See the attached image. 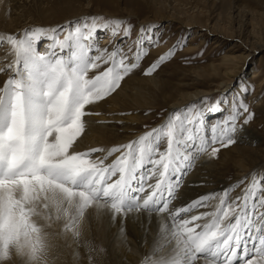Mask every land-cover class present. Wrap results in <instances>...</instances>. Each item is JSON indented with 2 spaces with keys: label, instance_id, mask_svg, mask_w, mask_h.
<instances>
[{
  "label": "snow or ice",
  "instance_id": "obj_1",
  "mask_svg": "<svg viewBox=\"0 0 264 264\" xmlns=\"http://www.w3.org/2000/svg\"><path fill=\"white\" fill-rule=\"evenodd\" d=\"M101 32L120 42L111 50L101 48ZM132 32L126 20L91 16L0 35V45L7 43L15 56L0 68L14 73L0 87V262L13 255L25 264L46 260V233L36 218L64 220V229L79 236L76 226L85 212L107 208L113 219L132 212L159 217V232L172 247L157 241L144 264H264V176L173 204L196 156L211 148L209 155L217 157L254 119L243 99L249 89L242 88L231 101L209 105L205 97L203 107L174 110L161 125L113 146L103 157L93 158L102 148L74 149L84 117L93 114L86 107L119 89L149 55V45L162 42L152 25L141 26L135 39ZM41 41L43 51L38 50ZM185 45L178 38L143 75H153ZM102 65L107 67L89 76ZM224 103L230 113L207 124L206 116L224 111ZM113 154L118 155L106 163ZM241 185V194L233 197ZM214 199L213 211L194 212Z\"/></svg>",
  "mask_w": 264,
  "mask_h": 264
},
{
  "label": "rangeland",
  "instance_id": "obj_2",
  "mask_svg": "<svg viewBox=\"0 0 264 264\" xmlns=\"http://www.w3.org/2000/svg\"><path fill=\"white\" fill-rule=\"evenodd\" d=\"M45 13L46 15L43 16ZM91 16L126 20L133 25V39L136 38L141 26L152 25L162 41L159 46L164 48L153 50L159 46L151 47L149 45L151 49L149 55L133 72L139 79H142L143 86L156 95L150 98L149 103L158 102L157 107L152 106L145 110V107L140 106L141 108L121 113L117 116L120 123L130 119L138 120L139 117L142 119L151 117L145 122L146 125L143 124L142 131L161 125L167 116V106L164 101L173 99L177 93L179 96L184 90L191 92L200 90L204 93L197 95L195 100H190L175 110L192 104L203 107L201 102L205 97L209 98V105L218 99L231 101L242 88H247L249 92L244 95L243 99L248 103L250 111L254 113V119L244 126L243 130L249 126L257 129L264 142V49L250 50L252 47L264 46V0H2L0 1V35H19L24 30L37 26L55 28L64 26L68 22L77 21L82 17ZM31 19L36 22H30ZM9 21L13 24L10 25ZM193 23L195 25H191ZM215 30L224 34L217 32L215 34L213 33ZM98 35L101 37L99 45L101 48L108 47L111 50L112 43L120 42L118 38L110 42L108 32H101ZM105 38L109 39V42L103 46ZM178 38H184L186 45L179 49L175 56L163 64L153 75H143V70L158 56L168 51ZM216 39H219L220 42ZM43 44L44 41H41L38 50H44ZM232 45H236L237 48L231 49ZM232 50L235 55L242 57L247 53L250 54L242 59L244 63L240 72L229 79L228 85H223L221 84L222 80L228 79V76L220 74L216 77L207 72L210 67L218 66L226 61L222 59H226ZM0 55L2 58L0 61H3L0 68L6 63L14 62V53L7 43L0 45ZM105 67L107 65H102L100 69L92 72L98 74ZM5 71L8 76L4 78L0 87H3L10 75H14L11 69L6 68ZM143 103L138 104L142 105ZM222 107L224 111L206 116L207 124L218 122L230 113L227 103H224ZM242 120L243 117H241V123ZM235 146L236 142L227 148H220L215 158L209 155L211 148L205 153H208L219 164L224 158V151ZM212 147H220V145L214 144ZM249 161L252 164V160ZM227 163L218 165L215 172L220 171L216 174L218 178L230 182L238 170L229 161ZM261 172H264V168ZM261 172L256 175L258 179L264 176L260 174ZM249 176H243L242 179L248 178L246 183H250ZM238 181L240 180L234 183ZM243 187L244 185H241L236 188L231 195L233 197L240 195ZM210 203L212 207H215L218 205V199L211 200ZM96 245L98 244L83 241L80 246V254L85 256L84 264H94L95 255L98 256L99 253L105 257L102 247L98 248ZM13 258L14 255L11 259L2 261L0 264H5ZM96 264H103V261L98 260Z\"/></svg>",
  "mask_w": 264,
  "mask_h": 264
},
{
  "label": "bare ground",
  "instance_id": "obj_3",
  "mask_svg": "<svg viewBox=\"0 0 264 264\" xmlns=\"http://www.w3.org/2000/svg\"><path fill=\"white\" fill-rule=\"evenodd\" d=\"M45 15L46 13L43 14V16ZM30 22L34 23L36 20L31 19ZM11 24L13 23L10 22V25ZM191 25L195 24L193 23ZM200 27L203 28L202 26ZM14 28L16 27L14 26ZM215 32L218 34L222 33L219 30L213 31V33ZM216 41L220 42L219 39H216ZM108 42L109 39L105 38L103 43H101L104 46L108 44ZM232 48L235 50L237 46L232 45L231 49ZM155 49L161 50L164 48L163 46H159L153 50ZM252 49L262 50L264 46L252 47L250 50ZM234 50L227 55L226 59H222L226 61L218 66L210 67L209 72H207L210 73L211 76L215 75L216 77L220 74L228 76V79L222 80L223 82L221 84L223 85H228L229 79L240 72L244 63L242 59L244 56L250 54H242L244 55L242 57L240 55H235L233 53ZM0 60H2L1 57ZM2 62L3 61H0V64H2ZM5 72L6 71L0 73V84L4 78L8 76ZM94 75V72L89 73L90 77ZM144 80L147 79L144 78ZM201 93L204 92L200 90H196L195 92L184 90L179 96L177 93L173 99L170 98L165 100L164 102L167 106L166 115L180 108L190 100H195V97ZM154 96L156 95L143 86L142 79H139L134 73L129 74L122 81L120 88L111 96L107 97L104 101L98 102L95 106L89 105L86 107V111H91L93 114L84 117V132L81 137L78 138L74 149L77 151H86L91 148L104 149V152L93 154V158L95 159L96 157H103L106 151L113 146L127 144L130 141L136 140L139 135L150 130L142 131L141 128L144 127L143 124L146 125L145 122L150 120L151 117L148 119L139 117L138 120L130 119L120 123L121 121L118 120L117 116L128 110L141 108L140 106L145 107V110L152 106L157 107L158 102L149 103L150 98ZM141 101L144 103L139 105L138 103H142ZM154 101H156V99H154ZM158 110L160 111L159 108ZM117 112L119 113L115 114ZM235 140L236 146L224 151V158L219 164L213 160L208 153L203 152L196 156L193 163L194 166L192 165L193 167H191L185 177L182 178V184L177 191V198L173 201L176 207L187 204L205 194L219 193L223 188L236 184L234 182L241 180L243 176L250 175L249 179H252L253 175H257V173L262 171L264 168V142L260 132L249 126L238 132L235 135ZM218 145L219 144H217V146ZM116 155L118 154H113V156L108 157L106 163H110L115 159ZM249 160H252V164ZM228 161L238 170L233 180L230 182L219 179L216 174L220 171H217V173L215 172L218 165H224ZM260 174L264 175V172ZM149 183H155V180H151ZM208 203V207L194 210V212L198 214L199 212L213 211L216 206L212 207L210 201ZM36 219L37 223L43 227L46 233L49 246L48 255L44 261L46 264H84L85 256L80 254V246L83 244V241H90L94 244H98L96 246L98 248L102 247L104 250L103 254H105V257L101 255V253H99L98 256L93 253L96 257V259H94V264H96L98 260L103 261V264H144V261L153 251L154 244L157 241H159L161 245L167 244V241L159 232V217L157 214H152L151 217H149L147 213L132 212L129 213L127 217H116L113 219L107 208H91L85 212V215L76 226V230L79 231V236H75L73 231H66L64 229V220H53L50 222L40 217ZM167 247L170 249L172 245L167 244ZM5 264H25V262L20 257L14 255V258ZM199 264H203V261H200Z\"/></svg>",
  "mask_w": 264,
  "mask_h": 264
},
{
  "label": "clouds",
  "instance_id": "obj_4",
  "mask_svg": "<svg viewBox=\"0 0 264 264\" xmlns=\"http://www.w3.org/2000/svg\"><path fill=\"white\" fill-rule=\"evenodd\" d=\"M42 264H46V262H42Z\"/></svg>",
  "mask_w": 264,
  "mask_h": 264
}]
</instances>
